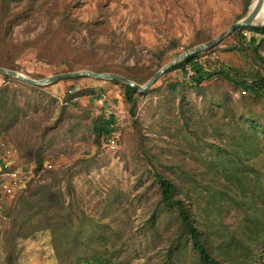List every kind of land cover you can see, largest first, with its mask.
Wrapping results in <instances>:
<instances>
[{"label": "rangeland", "instance_id": "374dc122", "mask_svg": "<svg viewBox=\"0 0 264 264\" xmlns=\"http://www.w3.org/2000/svg\"><path fill=\"white\" fill-rule=\"evenodd\" d=\"M66 2L73 18L91 24L62 40L54 32ZM12 6L20 15L9 36L24 47L16 71L42 80L66 73L79 51L110 73L135 66L158 71L159 55L164 66L198 38L213 40L240 20L244 0H13ZM244 36L260 40L252 32ZM234 44L226 37L207 58L236 78L256 74ZM47 48L55 53L52 64L38 59ZM4 85L14 89L21 110L18 121L0 130V159L9 162L7 170L19 169L24 183L10 195L0 189V264H61L55 244L65 234L73 260L99 249L115 264H166L177 223L160 202L154 169L177 185L214 248L231 237L244 239L245 214L264 221V97L222 78L197 86L171 71L151 91L135 92L133 119L120 85L110 80L37 86L6 81L0 73ZM109 115L116 119L114 152L92 131L93 119ZM250 116L258 130L248 128ZM240 168L249 174L244 196ZM257 251V264H264V244ZM171 264H196L192 248Z\"/></svg>", "mask_w": 264, "mask_h": 264}, {"label": "trees", "instance_id": "16d2710c", "mask_svg": "<svg viewBox=\"0 0 264 264\" xmlns=\"http://www.w3.org/2000/svg\"><path fill=\"white\" fill-rule=\"evenodd\" d=\"M13 0H0V67L17 70L18 65L16 59L21 55L24 47L17 44L9 36V28L16 22L19 17V13L13 9ZM254 0H244V8L239 19H242L249 12V6ZM72 3L66 2L63 10L60 14L58 24L55 29L57 38L64 39L63 34H71L74 31L81 29L83 25L85 29L89 30L91 22L81 23L72 17L71 14ZM245 32H252L254 35L260 36V40L257 41L255 36H251L247 41L244 36ZM55 37V36H54ZM228 37L234 39L235 44L232 45V49L244 52L252 63L256 66V74H247L243 77H238L228 70L223 68L218 61H212L208 55L218 49L217 46L199 52L193 56H190L182 62L175 65L173 68L166 71L161 77L165 78L171 71H180L182 75L195 83L197 86L203 82L213 80L215 78H222L228 83L232 84L236 88L243 89L244 93H248L251 97H264V55L261 52V47L264 45V25L242 27ZM198 38V37H197ZM209 37H200L196 41V45L210 41ZM30 44V42H29ZM28 45V43L26 44ZM177 46L176 42H171L170 49ZM55 53L47 48L43 54L38 55L39 60H46L49 63L52 61V56ZM179 54V53H178ZM77 58L67 65L65 72H71L81 70L88 67L91 71L97 73H110L112 72L105 65H94L84 61L86 51H79L76 53ZM159 65L158 69L164 64L162 55L158 57ZM135 69L127 70L125 72H115V74L122 75L129 80H132L138 84H145L151 77L155 75L157 71H148L147 69ZM189 73H191L189 75ZM6 81L17 82L18 79L9 75L3 74ZM118 83L122 89V93L125 101L129 105V113L133 119L137 115V97L135 90L130 85L124 84L119 81L110 80ZM158 81V80H157ZM156 81V82H157ZM155 82V83H156ZM154 83V84H155ZM153 84V85H154ZM178 82L170 85V90L175 92ZM150 87L147 91H151ZM146 91V92H147ZM184 102V95L181 96ZM21 107L16 102L15 92L11 86L4 85L0 87V130H7L10 125L19 120ZM254 115L253 112H250ZM255 116H250L247 119L248 128L258 130L259 121L256 122ZM116 130V119L114 115L108 117L100 116L92 120V131L96 137V141L101 139L106 140ZM264 133V127L260 128ZM216 149L220 147L214 146ZM240 163L244 168L243 161L240 159ZM41 163L39 164V166ZM248 166V165H246ZM240 170V171H239ZM237 171V179L241 186L242 195L244 196V189L248 184V172L244 169ZM239 173V174H238ZM154 177L159 189L160 202L168 209L173 211L174 217L177 223V230L173 236L169 247L165 254L166 264H171L175 257L180 256L187 246H190L194 252L196 264H257V255H262L257 251V246L264 244V221L260 217L249 218L245 214L243 236L244 239H236L231 237L222 246L214 248L209 237L201 228V223L196 219L193 210L188 206L187 202L177 194V185L168 179L163 173L154 169ZM254 195H252V198ZM251 202H254L251 200ZM65 238L61 240V243L55 244L58 251L61 264H115V259L107 253V250L101 251L95 250L94 253L86 257H76L71 259L69 257V245L71 241L67 240L70 236L65 234ZM12 256V255H11Z\"/></svg>", "mask_w": 264, "mask_h": 264}, {"label": "water", "instance_id": "95a60500", "mask_svg": "<svg viewBox=\"0 0 264 264\" xmlns=\"http://www.w3.org/2000/svg\"><path fill=\"white\" fill-rule=\"evenodd\" d=\"M264 6V0H254L253 3L249 6V12L245 17L238 20L236 23H234L232 26H230L226 31L222 32L219 36L214 38L213 40H210L208 42L199 44L197 46H194L182 54L178 55L176 58H174L169 63L165 64L162 68H160L153 77H151L145 84L141 85L138 84L132 80L127 79L126 77L115 74V73H97L90 70H80V71H74V72H66L62 74H58L52 77H48L42 80H35L32 79L16 70L6 69L0 67V73L9 75L13 78H16L24 83L30 84V85H47L56 81L64 80V79H70V78H79V77H91L94 79H101V80H115L122 82L124 84L130 85L135 90L140 92L147 91L160 77L169 69L173 68L178 63L182 62L186 58L193 56L199 52L211 49L215 46H217L219 43H221L226 37H228L231 33L234 31L242 28V27H248V26H256L255 20L258 17L260 7Z\"/></svg>", "mask_w": 264, "mask_h": 264}, {"label": "built area", "instance_id": "2783aa9c", "mask_svg": "<svg viewBox=\"0 0 264 264\" xmlns=\"http://www.w3.org/2000/svg\"><path fill=\"white\" fill-rule=\"evenodd\" d=\"M104 144L107 151L114 152L117 149V136L115 133H112L111 136L105 140ZM0 166L3 168V172L0 174V189L3 190L5 194L10 195L14 188H18L24 183L22 173L19 169L7 170L10 165L5 158L0 159Z\"/></svg>", "mask_w": 264, "mask_h": 264}, {"label": "bare ground", "instance_id": "6f19581e", "mask_svg": "<svg viewBox=\"0 0 264 264\" xmlns=\"http://www.w3.org/2000/svg\"><path fill=\"white\" fill-rule=\"evenodd\" d=\"M256 24L264 23V6L260 7L259 14L257 19L255 20Z\"/></svg>", "mask_w": 264, "mask_h": 264}]
</instances>
